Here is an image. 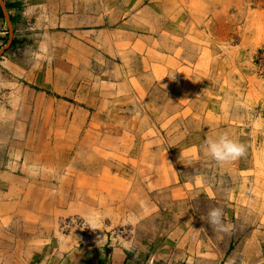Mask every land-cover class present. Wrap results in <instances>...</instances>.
Segmentation results:
<instances>
[{
	"label": "rangeland",
	"instance_id": "rangeland-1",
	"mask_svg": "<svg viewBox=\"0 0 264 264\" xmlns=\"http://www.w3.org/2000/svg\"><path fill=\"white\" fill-rule=\"evenodd\" d=\"M116 2L139 7L133 19L119 15L124 25L119 28L131 35H117L116 46L109 49L96 46L99 38L91 34L90 62L74 64L71 84L44 76L50 66L55 69L56 60L52 58L55 52H48L52 37L39 27L41 22L19 25V14L12 16L16 17L13 21L9 16L0 18V170L7 169L25 180V188L18 192L15 188L11 201L20 196L29 208L30 201L43 199L42 182L51 181L53 189L60 187L65 179L60 173L65 172L66 154L72 145L75 166L83 162L86 170L93 171L100 156L108 162L102 178L98 179V174L93 177L94 184L79 179L87 188L85 196L76 199L83 203L57 207L51 223L22 222L15 211L18 206L10 205L8 220L0 222V246L8 240L2 233L11 237L8 244L14 246L17 235L52 227L59 237L100 231L104 236L100 241L107 237L109 243L123 247L128 262L135 264H264V0ZM143 7L149 8L147 14ZM126 21L133 26L122 24ZM105 27L115 28V24L107 21ZM145 34L160 38L155 51L148 48L147 54H156L162 47L171 54V76L156 71L148 80L156 91L152 97L162 106L150 112L161 121L164 108L170 107L171 129L176 132L182 120L181 133L188 131V137L194 139L180 145L174 140L166 148L176 156L180 150L195 156L185 164L193 172L184 175L180 169L178 175L170 173V185L151 190L149 205L140 195L135 197L134 189L129 188L133 173L123 166L128 162L127 150H145L148 144L132 140L135 127L128 115L134 111L113 108L112 103L113 98L125 95L115 83L128 82V77H119L115 69L121 68L123 58L124 69L135 66L134 57L145 53L144 46L149 44L141 41ZM187 54L190 58L198 54L201 60L194 73L184 76L185 90L177 92L179 97L166 93L174 87L172 81L179 80L178 75L175 79L172 75L188 74L175 68L177 62L171 59ZM127 85L133 89L128 94L130 100L142 101L146 96L136 79L134 83L129 79ZM196 121L205 134L202 139L192 134ZM164 123L160 128L168 121ZM225 132L247 150L235 161L218 164L205 152L204 141ZM85 135L83 148L80 140ZM82 148L89 151L88 157L82 158ZM173 161V165L183 166L181 158ZM64 195L58 200L68 199ZM214 208L222 209L228 231L209 224L208 213ZM91 212L103 217L95 228L86 221ZM63 218L84 220L86 226L73 225L61 232L56 220Z\"/></svg>",
	"mask_w": 264,
	"mask_h": 264
},
{
	"label": "crops",
	"instance_id": "crops-1",
	"mask_svg": "<svg viewBox=\"0 0 264 264\" xmlns=\"http://www.w3.org/2000/svg\"><path fill=\"white\" fill-rule=\"evenodd\" d=\"M116 1L117 0L112 4V0H99L98 2H95L94 0H3V7L0 6L2 12V17L0 18H6L9 16L11 21H13L16 17L12 18V16H14V14L15 16L16 14H19L20 18H17L19 25L30 21H33L35 25L37 22H41V26L39 27L46 29L52 37L48 39V52L50 55L55 52V56L52 58L56 60L54 66L55 69L50 66L49 70H46L47 73L44 76L50 80L65 79L69 84L70 82L72 83L75 76L74 64L82 63L85 65L90 62L91 49L89 43L93 41L91 34L93 36L97 35L99 38L96 39V42L94 43L96 46L109 49L114 47V45L116 46L118 41V39H116L118 38L117 35H131V33H126L122 28H119L124 27V25L120 24L121 20H119V15L121 14L122 17H124V15H130V19H133L138 12L139 7L134 4L125 6L121 2L117 3ZM142 12L147 14L149 8L143 7ZM107 21L110 22V24L114 23L115 28L105 27ZM122 24H132L131 26H133V23H130L129 21H126L125 23L122 22ZM52 29L55 30L50 31ZM142 38L144 39H141V41L143 43L149 41L148 45H151V47L146 44V46H144L146 52L134 57V60H136H133L135 66L130 65L124 69L123 65H125L124 62H126V59L123 58L124 62L122 61L123 64H121V68L117 67L118 70L115 69V72L117 73L118 71V76L121 78L128 77V82L130 79V82L134 83L136 79L137 86L143 90L146 96L142 98V101L130 100L129 95L133 89L131 87L130 90L126 88L128 82L115 83V86L122 87L121 93L122 95H125L115 99L113 98L112 103L115 104L113 105V108L134 111L133 114L128 115L130 118L132 117L131 120L132 123L134 122L133 124L135 127L134 134L132 133V137L133 135L135 137L132 140L133 142L138 141L137 143L145 142L148 144L147 149L145 150H127L126 152L129 155L128 162L123 166L125 169L129 168V171L131 170L133 173L130 178L131 181L129 182V188L134 189L135 193L133 194L135 197L140 195L145 199L144 202L149 205L150 198L153 196L151 190H154L161 184L165 187L170 185V173L173 172V174L175 173L178 175L180 169H182L180 173L184 175L193 172L191 167H186L185 164L188 163L187 159L195 156L190 151V154L185 153L187 151L183 154L180 152L181 150H178V156H176L171 149L166 148L167 143L174 142V140H177L176 142L180 145L182 144V141L185 143V141H191L194 138L188 137V131L187 133L184 132V135L181 133L180 125L182 127V120L178 124L179 129L176 132L171 129V126H174V124H171L173 119L171 120L172 114L169 113L170 107L164 108L165 116L161 121L152 116L150 111L155 109L161 110L162 106H160V103H157L155 96L152 97L156 91H153L155 88L154 85L149 87L150 83L148 80L155 77L154 73L156 71L163 72V76H166L167 74V76H171L169 75L170 73H168L171 72V62L169 63L170 58H168L171 54L166 50L164 51L163 47L160 48L161 51H156V54H147L148 48L155 51V46L159 44L160 38H158V36L155 38L154 35L149 34H145ZM180 59H183V61ZM171 60L174 64L177 62L175 68L188 72L187 75L185 73L179 75L177 72L176 75H172L173 79L178 75L179 80L175 79V81H172V84L174 85V87H172L173 89L171 88V91H166V93H173L175 96L179 97L177 92H180L181 94L185 90L184 76L189 77L194 73V67L201 59H199L198 54L192 58L188 57L187 54V57L185 58L173 57ZM108 62L113 61L109 60ZM127 71H129V75L126 74ZM145 77L147 78V84L141 82V79ZM57 82L58 80L55 81V83ZM174 82L176 83V86ZM147 86L148 88H146ZM106 93L107 91L104 89V94L106 95ZM136 93L139 94L140 92L136 91ZM109 102L111 101L109 100ZM124 102H127L128 105H124ZM183 107L184 106L179 107V109H183ZM161 117H163V115H161ZM165 121H168L166 127L160 128L162 123L165 125ZM192 125L194 127V132L192 134H198L202 139V133L203 135L205 134L202 132L201 123L196 121ZM123 126L127 127L126 124H123ZM107 136L109 135L107 134ZM29 137L32 138L31 135ZM87 138L88 137L85 135L80 140V142L83 143V148L86 146ZM25 140L28 142L31 139L25 138ZM153 146H155L154 149H152ZM83 148L82 151H80L83 154L82 158L88 157L87 154L89 151H84ZM175 157L181 158V162L183 163L182 167L173 165ZM123 158L125 159V157ZM66 159V164L68 165L64 170L65 172L60 173L65 179L61 180L62 185L60 187L57 186L59 189H57V187L53 189L54 187L51 181L48 183L42 182L41 190L43 191V199L39 202L36 200L33 202L30 201V204H27L30 206L29 208H25L24 204L26 205V202L20 196L17 198V201H11L10 199V195L15 193V188L17 189V192L25 188V180L22 179V177L18 178L14 176L7 169L0 170V222L5 220L6 217L8 220L10 205H13L14 207L18 206V209L15 211L20 215L19 218H22V222L29 219L35 222L51 223L54 221L57 207H75L82 204L83 202H79L76 199L78 196L84 197L87 188L81 184L79 179H83L84 181L87 180V183L94 184L95 181L93 177L96 178L98 174V179H101V172L108 162L100 156L99 160H97L96 170L93 169V171L90 169L86 170L87 168L84 167L83 162H76L77 166H75L73 145L67 152ZM134 173H137L136 177L134 176ZM52 178H55V176L53 175L50 179ZM63 190H65L64 196L68 198L65 201L58 200V196H63ZM96 190L101 189H98L97 187ZM35 196L36 194H34V197ZM58 221L59 219L56 220L57 226ZM96 234L97 232L91 233L90 235H81L77 233L71 234L70 232L63 235L64 237H59L52 227H49V229H37L32 234L26 235L23 233L21 236L17 235L15 245L10 246L8 242L11 237L7 233H2V235H5L8 240L1 243L0 264H135L131 261L128 262V253L124 252L125 249H123V247L115 245L114 243H109L107 237H105V240L103 241H100L102 240L100 238L93 239V236Z\"/></svg>",
	"mask_w": 264,
	"mask_h": 264
},
{
	"label": "clouds",
	"instance_id": "clouds-1",
	"mask_svg": "<svg viewBox=\"0 0 264 264\" xmlns=\"http://www.w3.org/2000/svg\"><path fill=\"white\" fill-rule=\"evenodd\" d=\"M204 150L218 164H225L244 156L247 149L243 143L225 132L215 138L205 139ZM223 215L222 209H211L208 213L209 224L219 231H228V226L223 223ZM102 219L101 214L96 212H91L86 217L87 223L93 228L97 227Z\"/></svg>",
	"mask_w": 264,
	"mask_h": 264
},
{
	"label": "built area",
	"instance_id": "built-area-1",
	"mask_svg": "<svg viewBox=\"0 0 264 264\" xmlns=\"http://www.w3.org/2000/svg\"><path fill=\"white\" fill-rule=\"evenodd\" d=\"M73 225L78 226L80 228H84L86 226L84 220H80V219L63 218L58 221V228L61 232L69 231V228ZM87 227L89 226L87 225Z\"/></svg>",
	"mask_w": 264,
	"mask_h": 264
},
{
	"label": "bare ground",
	"instance_id": "bare-ground-1",
	"mask_svg": "<svg viewBox=\"0 0 264 264\" xmlns=\"http://www.w3.org/2000/svg\"><path fill=\"white\" fill-rule=\"evenodd\" d=\"M234 57V56H233ZM194 228V227H193ZM195 233V232H194ZM104 236L100 231H97V234L95 236H93V239H97L100 238L102 239ZM125 242V241H124Z\"/></svg>",
	"mask_w": 264,
	"mask_h": 264
},
{
	"label": "trees",
	"instance_id": "trees-1",
	"mask_svg": "<svg viewBox=\"0 0 264 264\" xmlns=\"http://www.w3.org/2000/svg\"><path fill=\"white\" fill-rule=\"evenodd\" d=\"M0 17H2V12H1V9H0Z\"/></svg>",
	"mask_w": 264,
	"mask_h": 264
},
{
	"label": "water",
	"instance_id": "water-1",
	"mask_svg": "<svg viewBox=\"0 0 264 264\" xmlns=\"http://www.w3.org/2000/svg\"><path fill=\"white\" fill-rule=\"evenodd\" d=\"M3 7V6H2Z\"/></svg>",
	"mask_w": 264,
	"mask_h": 264
}]
</instances>
